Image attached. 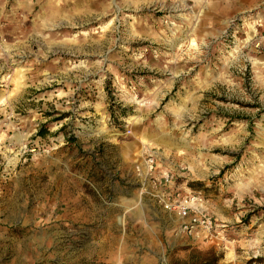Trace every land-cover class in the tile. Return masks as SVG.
Wrapping results in <instances>:
<instances>
[{
	"label": "rangeland",
	"instance_id": "1",
	"mask_svg": "<svg viewBox=\"0 0 264 264\" xmlns=\"http://www.w3.org/2000/svg\"><path fill=\"white\" fill-rule=\"evenodd\" d=\"M0 264H264V0H0Z\"/></svg>",
	"mask_w": 264,
	"mask_h": 264
},
{
	"label": "built area",
	"instance_id": "2",
	"mask_svg": "<svg viewBox=\"0 0 264 264\" xmlns=\"http://www.w3.org/2000/svg\"><path fill=\"white\" fill-rule=\"evenodd\" d=\"M155 155L148 154L143 159V162L137 166L141 167L145 176H150L152 183L156 185L163 184L165 189L170 183L168 173H165L160 178L153 177L155 167ZM161 181L163 183H161ZM164 189V190H165ZM165 196V192L162 193ZM202 196L200 192L188 191L186 194L180 195L179 193L168 194L164 200V207L170 211L177 212L182 223L181 229L187 234H195L199 231L209 232L216 226L214 218L201 208Z\"/></svg>",
	"mask_w": 264,
	"mask_h": 264
}]
</instances>
